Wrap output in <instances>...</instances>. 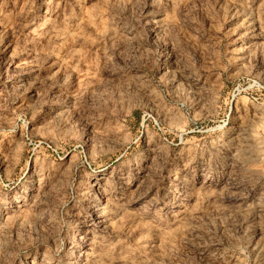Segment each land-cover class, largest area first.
<instances>
[{"label": "rangeland", "instance_id": "1", "mask_svg": "<svg viewBox=\"0 0 264 264\" xmlns=\"http://www.w3.org/2000/svg\"><path fill=\"white\" fill-rule=\"evenodd\" d=\"M0 264H264V0H0Z\"/></svg>", "mask_w": 264, "mask_h": 264}]
</instances>
